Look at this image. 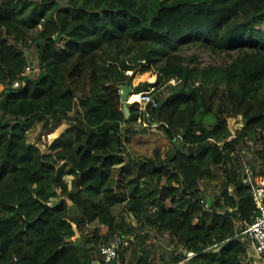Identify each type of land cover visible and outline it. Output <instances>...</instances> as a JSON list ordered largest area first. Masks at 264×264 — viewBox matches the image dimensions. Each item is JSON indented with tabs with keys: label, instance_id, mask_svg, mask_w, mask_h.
Wrapping results in <instances>:
<instances>
[{
	"label": "trees",
	"instance_id": "trees-1",
	"mask_svg": "<svg viewBox=\"0 0 264 264\" xmlns=\"http://www.w3.org/2000/svg\"><path fill=\"white\" fill-rule=\"evenodd\" d=\"M262 24L264 0H0V264H250L256 209L240 156L252 138L247 159L264 175ZM183 46L229 61L201 64ZM136 72L147 73L132 87ZM122 86L152 93L149 120L170 145L127 155L145 115L132 101L125 116ZM64 118L47 151L28 140L32 120L47 135Z\"/></svg>",
	"mask_w": 264,
	"mask_h": 264
},
{
	"label": "rangeland",
	"instance_id": "rangeland-1",
	"mask_svg": "<svg viewBox=\"0 0 264 264\" xmlns=\"http://www.w3.org/2000/svg\"><path fill=\"white\" fill-rule=\"evenodd\" d=\"M260 28L262 30H264V24H262ZM180 51L186 55L195 54L198 57L201 64H208V63L218 64V63H224L226 61H229V57L227 56V54L220 53L217 51L214 52V51H211V50L203 48V47L183 46L182 48H180ZM31 57L33 59H36V54L35 53L31 54ZM127 73L130 74L131 71L129 70V71H127ZM146 73L147 72H136L134 77H133V80H132V87H134L138 82L143 81L145 79ZM174 83H175L174 80H170L168 83H165L164 85H162V87L160 88L161 89L160 92H159V90H154L153 92H155V96L157 94L159 95L158 97H160L162 95H166L168 92L169 85L174 84ZM132 87H131V92H132ZM130 94H132V93H130ZM137 94L138 93H136V95ZM134 101H137V99ZM121 102H122V100H121ZM130 102H132V101H130ZM68 122H69L68 119L64 118L61 121V123L57 127H55V129L52 132H50L49 134L46 135L44 133L45 130H44L43 121L32 120L31 122H29L26 125L27 138L29 141L38 144L39 147L41 148V150L43 152H45L48 150L49 144L54 139V136L57 135L59 128H61V127L64 128L65 126H67ZM149 122H150L149 115H146L143 121L134 123L133 125L130 126L129 130L127 131L129 138L125 144V152L127 153V155L130 156V158L144 157L146 155L151 154L153 152V150L158 146L171 144L170 139L166 136V134L164 133L162 128L161 127H152V125L148 124ZM227 122H228V127H229L231 133L235 134L236 130L240 129L242 127L244 121H243L242 117L228 116ZM175 143H176L177 147L179 144H181V142H179V141H176ZM246 143H247L246 145H247L248 149L245 153V156L248 159H251L253 157V156H251L252 151L250 149V147L252 148V145H253L252 138H250V137L246 138ZM180 148H182V144H181ZM215 174H216V177H215V179H216L219 175L218 171H215ZM71 178L72 177H66L67 183L69 185L71 182ZM216 181L217 180H214L210 183H213V182L215 183ZM113 212L117 215L123 214V212H124L123 206L121 204H117L113 208ZM129 217H131V219L134 223L135 220L132 218V216L129 215ZM150 236L151 237L149 238L148 241L149 242L151 241V242L157 244V247H159L160 245H163L166 250L171 249V248H168L169 246L167 245V242H168L167 236H165L163 238H158L157 236H155V234L153 232H151ZM74 237H76L75 234L72 236V238H74ZM249 248H248L249 249L248 251L251 252L252 249H251V247H249Z\"/></svg>",
	"mask_w": 264,
	"mask_h": 264
},
{
	"label": "built area",
	"instance_id": "built-area-1",
	"mask_svg": "<svg viewBox=\"0 0 264 264\" xmlns=\"http://www.w3.org/2000/svg\"><path fill=\"white\" fill-rule=\"evenodd\" d=\"M17 83L18 82L15 81L14 85H17ZM137 95L139 108L144 111L145 116L150 115L146 109L147 105L150 104L156 107L158 104L157 100L153 97L151 92H140ZM159 123V121L153 119L148 124L152 125V127H159ZM234 135L235 134L231 133L230 137ZM181 138V135H177L174 140L181 142ZM218 143L220 144V142ZM240 157L243 163V172L240 182L249 186L256 209L252 222L243 232H245L251 240L250 247L253 253L264 263V175L255 172V169L245 155H241ZM120 242L121 237L114 236L108 243L100 246V253L105 262H110L116 258ZM191 254V252H188V255Z\"/></svg>",
	"mask_w": 264,
	"mask_h": 264
},
{
	"label": "water",
	"instance_id": "water-1",
	"mask_svg": "<svg viewBox=\"0 0 264 264\" xmlns=\"http://www.w3.org/2000/svg\"><path fill=\"white\" fill-rule=\"evenodd\" d=\"M25 52H26V54H28L29 51L26 50ZM33 62H34V59L31 57L29 59V64L32 65ZM130 93H132L131 92V87H129V86H122V88H121V100H122V103H123L122 106H123V111L125 113V116H128L129 115V109H128V107H127L126 104L130 102L129 99H128V97L131 95ZM180 146H181V144L178 145V148H180ZM41 204L43 206V209L38 213V215L33 220H31L30 222H28V224L34 223L42 215L43 211L49 205L48 203H44V202H41Z\"/></svg>",
	"mask_w": 264,
	"mask_h": 264
},
{
	"label": "crops",
	"instance_id": "crops-1",
	"mask_svg": "<svg viewBox=\"0 0 264 264\" xmlns=\"http://www.w3.org/2000/svg\"><path fill=\"white\" fill-rule=\"evenodd\" d=\"M238 117H241V116L238 115ZM65 127H66V126H65ZM65 127H64V128H65ZM64 128H63V127L59 128V130H58V132H57V135L54 136V138L57 137V136L61 133V131H62ZM75 235L78 236L79 233H78L77 231H75ZM248 257H249V262H250V264H264V263L262 262V260H261L259 257H257V256L253 253V251H251V252L248 253Z\"/></svg>",
	"mask_w": 264,
	"mask_h": 264
},
{
	"label": "bare ground",
	"instance_id": "bare-ground-1",
	"mask_svg": "<svg viewBox=\"0 0 264 264\" xmlns=\"http://www.w3.org/2000/svg\"><path fill=\"white\" fill-rule=\"evenodd\" d=\"M129 101H134L136 99H138V96L136 94H131L129 97H128ZM58 130V129H57Z\"/></svg>",
	"mask_w": 264,
	"mask_h": 264
}]
</instances>
